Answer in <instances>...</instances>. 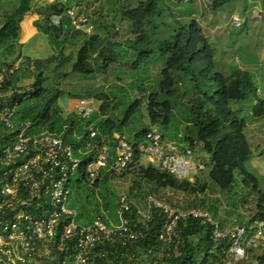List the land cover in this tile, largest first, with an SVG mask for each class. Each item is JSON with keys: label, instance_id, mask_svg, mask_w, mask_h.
<instances>
[{"label": "trees", "instance_id": "trees-1", "mask_svg": "<svg viewBox=\"0 0 264 264\" xmlns=\"http://www.w3.org/2000/svg\"><path fill=\"white\" fill-rule=\"evenodd\" d=\"M163 1L139 0L136 6L126 3L121 17L129 22L133 37L122 43L116 40L118 32L113 25L105 26L109 29L105 33L95 32L96 26L90 18L88 24L93 25L92 31L85 32L76 28L64 15L70 6L60 0L38 7L34 0H19L17 7L5 14V20L0 25V64H15L17 60H21L16 73L7 80L6 88L9 84L20 81L22 69L34 76L32 85L35 91L31 95L18 97L20 105L17 119L30 121L35 133L47 130L61 134L64 141L76 151L83 146L84 141L86 144L91 130L98 129L113 148L116 143L115 135L126 134L122 128L133 119L137 120L143 106V96L132 97L130 90H137L143 95L148 93L147 111L151 123L145 125L139 122L140 126L132 135H128L135 150L131 162L122 173L105 171L94 185H90L87 169L93 160L92 155H82V165L72 181L71 197L74 195V200L70 203L71 207L78 210V220L84 224L96 218H101L108 224L110 221L114 222L111 216L117 212L120 196L113 189L112 182L118 176L133 172L136 178L131 194L135 186H139L147 189L144 199L149 195L160 194L161 198L158 196V199L163 200L168 190L197 195L199 200L184 206L185 209L193 207L207 210L222 226H226L219 219L217 206L206 205L205 199L201 197L207 192L209 184L199 174L206 170L211 183L221 190L230 192L237 182L238 174L243 185L257 195L254 213L248 220L238 224L255 219L264 220L263 183L247 166L254 154L246 133L249 122L246 118L239 117V110L232 107L236 102L251 98L252 116L264 117V96L259 93L252 71L233 64L229 72L223 69V64L216 60V43L206 35L197 19L179 22L167 36L157 38L160 25L155 20L163 19L166 15ZM231 1L234 0H209V8L217 13ZM99 9L102 10V7ZM244 10L247 11L246 8ZM31 11H36L40 16L37 21L39 28L47 35L55 51L46 60L23 57L19 50L23 44L20 41L22 21ZM55 14L63 15L60 25L52 23V16ZM101 28L103 29L100 26L99 29ZM68 41L71 44L79 43L70 70L65 69L64 65L69 60L64 53ZM118 63H132V66L127 72H115V65ZM157 65L160 70L155 78L150 70ZM110 71L115 72L113 76L117 81H123L124 74L131 78V82L127 85L116 84L115 90L84 87L77 91L76 94L82 95L79 97L100 102L89 119H83L74 112L69 115L64 113L58 101L65 93H73L62 87L64 77L81 75L93 78L109 74ZM182 87L184 91H181ZM120 105H124V108L118 115L116 111ZM157 126L164 127L166 131H161ZM173 128L177 129L178 135L173 136ZM155 129L162 134L164 140L174 141L181 150L190 147L196 152L205 153L207 169L190 181L179 179L152 162L143 164L138 144L149 131ZM101 135L97 137L98 140ZM96 191H99V200L95 197ZM130 196L128 198L132 199ZM118 221L116 219L114 223ZM162 224L163 220L157 214L151 223H139L147 229L146 237L130 251L135 256L123 259V264H151L141 256L149 248L166 250L165 257L158 264H202L208 261L209 251L213 249L209 225L194 218L182 220L178 227L180 240L165 246L157 238ZM98 264L105 262L98 260Z\"/></svg>", "mask_w": 264, "mask_h": 264}, {"label": "built area", "instance_id": "built-area-1", "mask_svg": "<svg viewBox=\"0 0 264 264\" xmlns=\"http://www.w3.org/2000/svg\"><path fill=\"white\" fill-rule=\"evenodd\" d=\"M257 10L264 19V0ZM64 15L76 28L92 30L87 14L69 8ZM246 16L234 12L229 21L240 27ZM61 19L58 14L52 20L58 25ZM19 63L0 64V264H98V260L123 264V259L135 256L130 251L146 237L147 229L139 223H151L155 214L163 220L157 238L165 246L180 240L182 220L194 218L210 226L213 249L202 264H264V220L222 226L207 210L176 208L153 195L143 204L120 195L118 223L108 224L101 218L81 223L78 210L70 206V197L82 155H92L87 179L94 185L103 172L120 174L128 167L134 144L127 134L118 133L112 148L98 129H92L86 144L84 141L76 151L59 133L33 132V124L18 120L17 113L18 97L31 95L34 86L18 82L6 88ZM73 107L83 119L97 110L88 97H78ZM138 148L142 158L182 180L193 181L207 169L206 161L194 149L181 150L157 130L149 131ZM165 251L149 248L141 256L158 264Z\"/></svg>", "mask_w": 264, "mask_h": 264}, {"label": "rangeland", "instance_id": "rangeland-1", "mask_svg": "<svg viewBox=\"0 0 264 264\" xmlns=\"http://www.w3.org/2000/svg\"><path fill=\"white\" fill-rule=\"evenodd\" d=\"M60 1L70 7H74L76 10H81L87 13L96 26V28H94L95 32L98 31L100 33H105L109 30L108 28H105V26L113 25L114 30L118 32V34L115 35L116 40L125 43L127 39L133 37L129 22L124 20L121 15L127 2H129L130 6H136L139 0ZM261 1L262 0H255V2L252 3L251 0H234L224 5L222 10L219 11L222 13L218 14V12L215 13L210 10L209 0H193L192 3L187 0H164L166 15L163 19L157 18L155 20L157 25H160V30L156 34V37L163 38L167 36L173 31V28L179 22L197 19L202 25L206 35H208L213 43H216V60L223 64V69L226 72H229L232 64L234 66L245 65L246 69L252 71L259 86V93L261 96H264V19L259 18L257 10ZM48 2H52V0H34V4L37 7ZM18 4L19 0H0V25L5 20V14L12 12ZM254 4L257 5L256 8H254ZM99 7H102V10L99 9ZM245 8L248 12L243 21L244 25L235 28L229 22V14L231 12H237L241 17H244ZM39 17L40 16L36 11H31L25 15L22 27V37L20 40L23 44L20 45L19 50L23 54V57L30 56L32 58L46 60L49 56L55 53V51L49 42L47 35L39 28L37 23ZM163 20L165 21V24H163ZM100 26L103 27V29H99ZM233 33L234 35H232ZM78 47L79 43L71 44L69 41L66 42L64 53L69 57V60L64 63L65 69H71L70 64L75 60ZM20 61L21 60L19 59L16 62ZM131 66L132 63H118L115 65L114 71L122 70L123 72H127L130 70ZM159 70V65L151 67L150 71L153 74V77L156 78ZM114 71L93 78H84L81 75L72 74L70 78L64 77L62 80L64 85H62V87L73 93L70 95H68V93L62 95L58 101V105L63 109L66 115H69L73 113V106L75 105L77 98L82 96L81 94H76V92L84 87H89L91 89L97 87L102 88L103 90H115L116 84L127 85L128 82H131V78L124 74V80L121 82L117 81L113 76L115 74ZM33 81L34 76L30 75L28 72H24V69H22L19 83L30 84ZM181 91H184V87L181 88ZM130 93L132 97L143 96V106L137 120L133 119L129 125L122 128L128 135H132L135 129L140 126L139 122L145 125H150L151 123L147 111L148 93L143 95L137 90H130ZM186 98H189V96ZM94 102L98 108L100 102L95 100ZM251 106V98H248L243 102L232 104L234 109L239 110L237 113L238 116L246 118L249 122L246 133L252 144L254 154L247 166L250 170L254 171L259 178H261L263 183L262 188H264V117L254 118L252 116ZM123 108L124 105H120L116 113L120 115ZM157 128L161 131H166L164 127L157 126ZM171 133L173 136L178 135L176 128H173ZM196 153L201 159L207 160L205 153H202L201 151H197ZM141 162L143 164H148L149 161L147 158H142ZM199 176L209 184L207 192L202 194L201 197L205 199L206 205L213 204L217 206L219 219L224 221L226 225L231 226L240 223V221L248 220L254 213L257 204V195L243 185L240 175H236L237 182L230 192L221 190L218 186L211 183L208 177V170L199 174ZM135 178L136 176L133 172H128L126 176L116 177L112 182V187L118 196L131 195L130 197L132 200L139 204H143L145 200L144 195L146 194L147 189L144 190L142 187L135 186L131 194ZM143 185H145V183ZM95 193V197L99 200V191H96ZM155 196L157 198L160 196L161 198L160 194ZM199 198V196L194 194H185L168 190L166 192V197H164L163 200L167 199L166 201L176 204L179 206L178 208L185 209L184 206L190 204L192 201L199 200ZM73 200L74 195H72L70 203H72ZM111 218L115 222L116 219H118L117 212H114Z\"/></svg>", "mask_w": 264, "mask_h": 264}, {"label": "clouds", "instance_id": "clouds-1", "mask_svg": "<svg viewBox=\"0 0 264 264\" xmlns=\"http://www.w3.org/2000/svg\"><path fill=\"white\" fill-rule=\"evenodd\" d=\"M258 6H259V5H258ZM69 8H73V9H75L74 7H69ZM69 8H68V9H69ZM75 10H76V9H75ZM76 11L83 12V11H81V10H76ZM247 12H248V11H246L244 14L247 15ZM83 13H85V12H83ZM233 13H234V12H233ZM235 13H237V12H235ZM85 14H87V13H85ZM55 15H58V14H55ZM55 15H53V16H55ZM59 15H62V14H59ZM230 15H231V14H230ZM53 16H52V19H53ZM87 16H88L89 19H90V16H89L88 14H87ZM62 19H63V15H62ZM62 19H61V22H62ZM69 20H70V19H69ZM61 22H60V24H61ZM70 22H71V20H70ZM229 22H230V21H229ZM52 23H53L54 25H57V24H55V23L53 22V20H52ZM60 24H58V25H60ZM243 24H244V22H243ZM243 24H242V25H243ZM242 25H241V26H242ZM92 26H93V25H92ZM241 26H240V27H241ZM234 27H235V26H234ZM235 28H236V27H235ZM79 29H80V28H79ZM82 30H83V29H82ZM92 30H93V27H92ZM92 30H91V31H92ZM83 31H85V30H83ZM85 32H86V31H85ZM32 83H33V82H32ZM155 130H156V129H155ZM127 135H128V134H127ZM144 158H145V157H144ZM141 159H142V158H141Z\"/></svg>", "mask_w": 264, "mask_h": 264}, {"label": "crops", "instance_id": "crops-1", "mask_svg": "<svg viewBox=\"0 0 264 264\" xmlns=\"http://www.w3.org/2000/svg\"><path fill=\"white\" fill-rule=\"evenodd\" d=\"M52 1H54V0H52ZM251 2L252 3H254L255 2V0H251ZM257 7V5H255L254 4V8H256ZM222 12H218V14H221ZM233 12H231L230 14H232ZM230 14H229V16H230ZM25 18V17H24ZM24 20V19H23ZM22 25H23V21H22ZM208 36V35H207ZM236 56V55H235ZM235 56H234V58H235ZM238 61V60H237ZM247 66H249V65H247ZM241 68H244V69H246V66L245 65H243V66H240Z\"/></svg>", "mask_w": 264, "mask_h": 264}]
</instances>
